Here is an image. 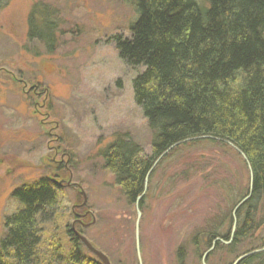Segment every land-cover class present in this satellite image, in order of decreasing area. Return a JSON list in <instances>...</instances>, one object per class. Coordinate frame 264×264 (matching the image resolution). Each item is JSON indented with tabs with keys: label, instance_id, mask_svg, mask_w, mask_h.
<instances>
[{
	"label": "rangeland",
	"instance_id": "obj_1",
	"mask_svg": "<svg viewBox=\"0 0 264 264\" xmlns=\"http://www.w3.org/2000/svg\"><path fill=\"white\" fill-rule=\"evenodd\" d=\"M135 19L131 1L0 0V241L5 218L19 208L12 193L47 179L62 193V216L52 229L64 239L63 230L84 217L78 228L111 264H139L137 226L142 264H180V244L188 249L183 264H202L191 236L224 209L218 184L230 183L231 173L240 171L238 161L205 146L184 148L159 166L162 158L137 217L136 204L126 203L99 154L125 136L151 155L153 133L132 90L143 67L126 64L113 38L128 37ZM33 86L37 94L30 92ZM199 154L212 156L211 163ZM192 162L203 172L182 176ZM259 232L254 242L264 240V230ZM233 259L220 249L205 262Z\"/></svg>",
	"mask_w": 264,
	"mask_h": 264
},
{
	"label": "trees",
	"instance_id": "obj_2",
	"mask_svg": "<svg viewBox=\"0 0 264 264\" xmlns=\"http://www.w3.org/2000/svg\"><path fill=\"white\" fill-rule=\"evenodd\" d=\"M123 1L133 3L136 19L128 37L113 38L126 64L143 67L132 80V90L153 133L151 155L125 136L118 137L100 150L103 167L113 175L126 203L138 202L142 209L147 184L162 158L159 166L176 152L197 146L213 147L215 155H231L244 175L236 170L229 184L220 180L224 209L204 221L190 244L199 259L216 238L231 242H216L211 252L224 249L235 259L263 247L264 240H254L258 230H264V0ZM230 144L250 164L251 187L246 163ZM199 156L211 163L212 156ZM193 162L179 173L189 177L203 172L191 167ZM55 185L41 179L12 193L19 208L4 220L0 264H100L75 234L74 230L83 234L75 212L69 211L75 225L63 230L65 239L53 232L63 200ZM247 195L235 212L231 238L233 210ZM187 252L186 244L176 248L180 264ZM238 264H264V251Z\"/></svg>",
	"mask_w": 264,
	"mask_h": 264
},
{
	"label": "water",
	"instance_id": "obj_3",
	"mask_svg": "<svg viewBox=\"0 0 264 264\" xmlns=\"http://www.w3.org/2000/svg\"><path fill=\"white\" fill-rule=\"evenodd\" d=\"M232 147H234L232 144H230ZM175 146V145H174ZM173 147V146H172ZM171 147V148H172ZM234 149H236L239 153H240V155L242 156V158L244 159V161H245V163H246V166H247V169H248V172H249V177H250V187H251V184H252V170H251V167H250V164H249V162H248V160H247V158L245 157V155L241 152V151H239L237 148H235L234 147ZM159 159H160V157L155 161V163H154V165H153V167L152 168H154V166L156 165V163L159 161ZM151 170V169H150ZM149 173H150V171H149ZM148 173V174H149ZM70 186V185H69ZM145 188H146V186H145ZM81 193H83V192H81ZM83 195V194H82ZM84 196V195H83ZM142 196H143V193L137 198V201H139L141 198H142ZM248 197H249V195H247V196H245L243 199H241V201L236 205V207L234 208V210H233V220H234V223H233V226H232V233H231V238H232V236H233V233H234V231H235V226H236V217H235V212H236V210L248 199ZM85 201H86V198H85V196H84V201H83V204L85 203ZM136 210H137V217H139L141 214H140V209H139V207H138V202H136ZM84 226H87L86 224L84 225ZM75 231V234L77 235V237L79 238V240L81 241V243L83 244V246H85V248L88 250V251H90L91 253H93L96 257H98V259L100 260V262L102 263V264H111L110 263V261H109V259H108V257L101 251V250H99L98 248H96V247H94L93 245H92V243L83 235V234H81V233H79V232H77L76 230H74ZM136 241H137V256H138V261H139V264H142L141 263V256H140V251H139V245H138V228H137V226H136ZM216 242H221V243H223V244H229L230 242H231V239L229 240V241H225V240H223V239H221V238H216L213 242H212V244H211V247L210 248H208L205 252H204V254H203V256H202V259H201V261H202V264H206V262H205V260H206V257L209 255V253L214 249V247H215V244H216ZM264 251V246L263 247H261V248H258V249H254V250H251V251H249V252H247V253H244V254H242V255H240V256H238L235 260H234V262L232 263V264H238L241 260H243V259H245V258H247V257H249V256H252V255H255V254H257V253H260V252H263Z\"/></svg>",
	"mask_w": 264,
	"mask_h": 264
},
{
	"label": "flooded vegetation",
	"instance_id": "obj_4",
	"mask_svg": "<svg viewBox=\"0 0 264 264\" xmlns=\"http://www.w3.org/2000/svg\"><path fill=\"white\" fill-rule=\"evenodd\" d=\"M26 85V84H25ZM24 85V86H25ZM38 89H37V87L36 86H33V88L30 90V92H32V93H34V94H37L38 93V91H37ZM29 92V93H30ZM37 92V93H36ZM25 94H26V91H25ZM62 156V155H61ZM63 157V156H62ZM61 157V158H62ZM61 162V161H60ZM0 163H1V160H0ZM87 211H84V213H86ZM82 215V214H81ZM81 216H79V218H80ZM84 218V217H83ZM83 218L81 217L79 220H76V221H80L81 222V220L83 221ZM82 223V222H81Z\"/></svg>",
	"mask_w": 264,
	"mask_h": 264
}]
</instances>
